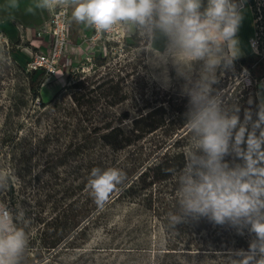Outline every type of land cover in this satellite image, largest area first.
I'll return each mask as SVG.
<instances>
[{
    "label": "clouds",
    "instance_id": "1",
    "mask_svg": "<svg viewBox=\"0 0 264 264\" xmlns=\"http://www.w3.org/2000/svg\"><path fill=\"white\" fill-rule=\"evenodd\" d=\"M246 0H30L26 14L70 8V22L97 35L118 25L144 42L143 62L151 78L165 90L171 71L184 81L188 97L186 128L189 147L180 169H170L179 187L172 226L206 218L240 235L254 234L248 250L230 252L232 264H264V100L253 113L244 111L213 85L218 70H229L241 55L238 32ZM20 0H3L9 16ZM251 103V100L249 101ZM255 115V119H253ZM232 156L230 164L226 157ZM239 159L241 163H236ZM125 174L114 167L91 170L87 189L103 208ZM17 181L13 169H0V193ZM31 218L19 202L15 208L0 199V264H26Z\"/></svg>",
    "mask_w": 264,
    "mask_h": 264
},
{
    "label": "rangeland",
    "instance_id": "2",
    "mask_svg": "<svg viewBox=\"0 0 264 264\" xmlns=\"http://www.w3.org/2000/svg\"><path fill=\"white\" fill-rule=\"evenodd\" d=\"M237 35L242 52L239 58L250 52L264 56V0H246L244 19ZM144 47V42L133 30L119 25L104 35L91 32L78 40L70 37L57 74L44 79L23 70L25 53L11 52V49L8 52L5 46H0V169L14 170L17 181L6 195L12 199L13 208L19 202L31 218L26 264H232V257L225 256L222 251L211 253L194 247L185 250L184 244L169 236L161 213V207L169 203L168 195L155 199L150 207L147 201L124 199L112 202L88 229L84 228L82 211L86 188L63 199L56 209L53 208L55 199L47 201L43 195L47 180L52 176L50 167L43 166L50 142L46 139L42 143V138L52 134L55 120L49 110L39 107L40 101L52 99L67 85V74L74 72L91 77L97 83L107 80L109 84L117 83L123 99L113 110H128L133 116L135 105L147 100L153 87L165 90L151 78L150 70L143 62ZM170 75L173 83L166 91L173 96H185L181 92L184 81L177 79L174 71ZM217 75L219 82L213 87L237 103L241 121L246 109L253 113L258 110L264 95L236 60L232 69L218 70ZM261 84L264 85V80ZM185 118L187 120L186 115ZM134 153L131 148L108 158L117 165ZM241 162L236 160V163ZM79 165V161L73 162L60 172L70 175L74 166ZM84 174L80 169L75 185L83 182ZM67 182L63 185L67 186ZM61 196L58 194L53 198L59 200ZM73 201L79 222L76 232L47 250L43 247L46 240L51 242L65 234L60 228L56 232L54 226L50 227L51 218L60 219L64 203ZM182 238L188 240L190 236L183 235Z\"/></svg>",
    "mask_w": 264,
    "mask_h": 264
},
{
    "label": "trees",
    "instance_id": "3",
    "mask_svg": "<svg viewBox=\"0 0 264 264\" xmlns=\"http://www.w3.org/2000/svg\"><path fill=\"white\" fill-rule=\"evenodd\" d=\"M236 61L253 78L256 88L261 89L264 56L250 52ZM66 80L67 85L52 99L39 103V107L49 110L51 118L55 120L52 134L42 138V143L46 139L50 142L43 166H49L53 171V174L50 171L52 177L47 180L43 195L47 201L55 199L54 209L59 207V202L63 199H69L86 188L82 211L86 223L84 228L88 229L100 212L112 202L124 199L147 201L150 207L155 199L168 195L169 203L161 207L163 224L168 229L169 236L175 242L184 244L185 250L194 247L198 251H212L211 253L222 251L225 256L241 249L248 250L254 234H249L247 229L240 235L234 228L214 225L206 218L189 219L175 226L169 223L168 213L175 210L179 187L169 170L183 167L184 153L190 141V134L185 129L187 96H173L169 91L155 86L147 100L135 105L134 115L131 116L128 110H113L123 99L117 83L109 84L108 80L97 83L91 77L74 72L67 74ZM131 148L135 153L121 164L113 165L114 160L108 158ZM42 153L44 155V149ZM233 159L232 156L226 157L230 164ZM77 161L80 165L74 166V172L70 175L61 174V168ZM95 167H114L125 174L123 182L110 194L103 208L95 204L87 189L91 170ZM80 169L85 172L83 182L75 185ZM64 182L68 183L67 186L63 185ZM58 194L62 195L59 200L53 198ZM73 205L74 201L64 203L60 219L51 218L50 227L54 226L56 232L60 228L65 234L51 242L46 240L43 247L47 250L64 241L68 234L76 232L79 222ZM183 235L190 236V239H183ZM232 258L238 259L235 256Z\"/></svg>",
    "mask_w": 264,
    "mask_h": 264
},
{
    "label": "built area",
    "instance_id": "4",
    "mask_svg": "<svg viewBox=\"0 0 264 264\" xmlns=\"http://www.w3.org/2000/svg\"><path fill=\"white\" fill-rule=\"evenodd\" d=\"M47 13L48 17L44 22V31L37 30L35 33L38 38L43 37V35L51 38L50 47L44 52L25 40V30L22 26L16 27L18 34L14 40L0 31V46H5L8 52L11 49V52L25 53L23 56V70L28 73L39 74L44 79L57 74L70 42L69 8H58ZM92 32L95 33L94 29H92ZM0 199L13 208L12 199L6 195V192L0 193Z\"/></svg>",
    "mask_w": 264,
    "mask_h": 264
},
{
    "label": "crops",
    "instance_id": "5",
    "mask_svg": "<svg viewBox=\"0 0 264 264\" xmlns=\"http://www.w3.org/2000/svg\"><path fill=\"white\" fill-rule=\"evenodd\" d=\"M3 0H0V4ZM30 3V0H20V9L12 13L11 16L4 11H0V31L3 32L10 39L17 37V26H22L25 30V40L30 42L41 51H46L51 44V38L43 37L38 38L35 36L37 30L44 31V22L48 17L47 11L37 12L35 15L26 14L24 9ZM71 17V9L69 8V22ZM70 37L73 39H80L81 36L88 35L92 32L91 28H86L84 25L77 24L74 21L70 22ZM259 91L264 95V85ZM264 100L262 96L261 101ZM260 101V102H261ZM259 102V104H260Z\"/></svg>",
    "mask_w": 264,
    "mask_h": 264
}]
</instances>
